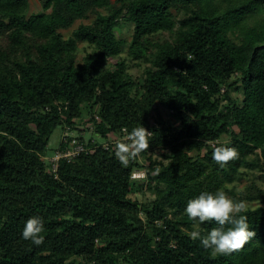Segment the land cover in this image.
<instances>
[{
	"label": "trees",
	"instance_id": "trees-1",
	"mask_svg": "<svg viewBox=\"0 0 264 264\" xmlns=\"http://www.w3.org/2000/svg\"><path fill=\"white\" fill-rule=\"evenodd\" d=\"M39 1L41 11L30 14L29 0H0V264H264L261 190L251 197L259 205L241 213L256 236L230 255L190 239L198 221L185 213L189 200L241 174L246 154L260 149L264 166V0ZM89 14L91 24L64 38ZM122 21L133 31L128 47L116 34ZM174 31L175 44L157 40ZM80 44L91 49L81 64ZM124 53L148 65L142 84L127 75ZM82 104L89 121L80 124L103 137L149 127L156 109L172 112L179 125L151 128L148 149H168L170 163L133 182L135 170L148 169L140 162L147 151L126 168L112 148L70 136L56 155L72 140L86 151L60 159L53 173L43 160L50 138L79 127ZM224 136L239 158L221 168L208 142ZM152 181L166 187L155 201L131 198ZM33 216L44 221L40 246L22 238ZM198 226L202 235L217 227Z\"/></svg>",
	"mask_w": 264,
	"mask_h": 264
},
{
	"label": "rangeland",
	"instance_id": "rangeland-1",
	"mask_svg": "<svg viewBox=\"0 0 264 264\" xmlns=\"http://www.w3.org/2000/svg\"><path fill=\"white\" fill-rule=\"evenodd\" d=\"M114 1V0H112ZM30 2V14L32 13H38L41 11V5L39 0H29ZM259 15L255 14L250 17H247L249 22H251V19L258 18ZM95 19L94 14H89V17L85 20L77 21L73 27L62 30L61 33L63 34L64 38H69L72 34V32L78 28L80 24H91L92 21ZM184 19V15H178L176 17V29L178 30L181 27V22ZM176 32L174 31L172 34H165L160 35L157 40H160L161 42L168 41L169 44L164 45H171L175 44L176 39ZM132 27L128 23L122 21L119 27L116 29V34L119 38H121L125 42V47H128L129 43L131 42L132 38ZM233 41L239 43V35L237 34H231L230 35ZM167 43V42H164ZM87 52H91V49H88L86 44H80L79 45V51L77 53V63H82L83 59L85 58V55ZM122 59H125L128 65L127 75L135 82L142 84L143 83V76H144V70L148 66L147 64L137 62L129 58L126 53L121 55ZM116 60L111 59L109 62L110 65L114 64ZM238 76L233 75L231 80L234 81ZM240 85V83H238ZM231 97L242 100L243 96L241 92L239 91H232ZM224 103H226L224 101ZM81 109V120L76 119L77 125L79 127L71 128L70 132H67L64 130V128L59 127L57 128L54 133L52 134L48 148L47 153L43 157V160L48 165L49 162L53 160L55 157L60 144L62 142L67 141L69 138L72 137L73 139L80 138L85 144L91 142L93 145H102L103 147L112 148L114 150L115 143L118 140H122L124 137L125 132L120 136L116 133H109L107 136L103 137L100 134H98L92 126L87 124L86 127H84L82 122L87 123L89 120L88 116V107L85 104H82L80 106ZM149 120V127H145L147 130L151 132V128H157V127H165L167 128H176L179 125V122L176 120L172 112H169L163 108L156 109L153 111L151 117ZM220 142L226 143L227 146L230 145L231 139L228 136H224ZM90 151L94 152V149L89 148ZM187 150V149H186ZM188 153L193 156L197 155L194 151L187 150ZM205 153V152H204ZM141 156V155H140ZM139 156V157H140ZM170 156V151L168 149H157L155 151H148L147 155L145 157H140V162L145 165L148 169H142V170H135V172L131 176V180L133 182L139 183L140 181H145L148 178V172L151 170L149 169L151 166L157 167V168H164L170 163V159L168 157ZM203 157V155H201ZM149 158L151 160H149ZM246 158L248 159V163L245 164V168L240 169V173L234 176L233 180L226 181L222 185V190L233 200H237L240 198L243 201L247 202V205L250 204L252 206L259 205L260 199L253 201L251 200V197H255L257 194L256 192L258 190L262 191L263 197H264V166L261 165V163H257V161H263L261 151L260 149L256 150L255 154L249 153L246 154ZM244 158V160H246ZM243 160V161H244ZM137 189V187H135ZM166 191V187L163 184L157 185L156 182H151V186L144 187L142 192H133L131 195V198L133 200L139 201L140 203L144 205H149L153 201L156 200L158 195L161 192ZM235 194L236 196L233 197L232 195ZM257 199V198H256ZM170 218H173V214L169 215Z\"/></svg>",
	"mask_w": 264,
	"mask_h": 264
},
{
	"label": "clouds",
	"instance_id": "clouds-1",
	"mask_svg": "<svg viewBox=\"0 0 264 264\" xmlns=\"http://www.w3.org/2000/svg\"><path fill=\"white\" fill-rule=\"evenodd\" d=\"M152 134L141 124L133 127L131 131L125 130L123 139L118 140L114 146L115 157L122 166L127 168L141 153L148 152ZM208 143L212 147V159L221 168L239 158L235 147L220 141ZM159 171V168L155 169L154 174L158 175ZM247 208L246 201H235L223 190H217L215 193L202 192L187 202L185 213L191 221H198V224L214 222L217 227L202 235L198 224L194 223L193 230L188 235L193 241L199 240L201 246L211 250L213 255H230L240 251L256 236V233L249 229L247 216L241 214L245 213ZM43 231V218L33 216L26 221L22 238L40 246L44 242Z\"/></svg>",
	"mask_w": 264,
	"mask_h": 264
},
{
	"label": "built area",
	"instance_id": "built-area-1",
	"mask_svg": "<svg viewBox=\"0 0 264 264\" xmlns=\"http://www.w3.org/2000/svg\"><path fill=\"white\" fill-rule=\"evenodd\" d=\"M123 132H125V130H123ZM72 145H70L69 150L66 153H61V154H57L53 160L51 161L53 163V169L52 172L56 173L57 171V163L60 159L62 158H72L75 157L77 155H79L80 153L86 151V148L84 147V145L82 144H78L77 141L72 140ZM106 149H108V147H105Z\"/></svg>",
	"mask_w": 264,
	"mask_h": 264
}]
</instances>
